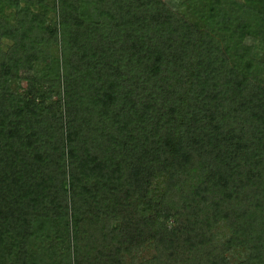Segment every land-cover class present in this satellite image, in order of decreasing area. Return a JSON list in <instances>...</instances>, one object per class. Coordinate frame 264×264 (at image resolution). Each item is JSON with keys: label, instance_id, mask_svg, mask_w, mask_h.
<instances>
[{"label": "trees", "instance_id": "16d2710c", "mask_svg": "<svg viewBox=\"0 0 264 264\" xmlns=\"http://www.w3.org/2000/svg\"><path fill=\"white\" fill-rule=\"evenodd\" d=\"M0 264H264V0H0Z\"/></svg>", "mask_w": 264, "mask_h": 264}, {"label": "rangeland", "instance_id": "374dc122", "mask_svg": "<svg viewBox=\"0 0 264 264\" xmlns=\"http://www.w3.org/2000/svg\"><path fill=\"white\" fill-rule=\"evenodd\" d=\"M11 87L13 88V90L15 91V92H19L22 88H23V82L22 81H20L18 84H14V85H11ZM142 253H144V252H142Z\"/></svg>", "mask_w": 264, "mask_h": 264}]
</instances>
